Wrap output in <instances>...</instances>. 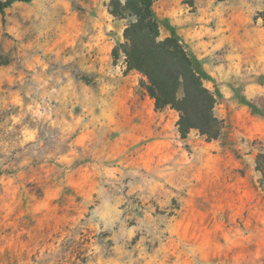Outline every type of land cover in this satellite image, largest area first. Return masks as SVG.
<instances>
[{"label":"rangeland","instance_id":"rangeland-1","mask_svg":"<svg viewBox=\"0 0 264 264\" xmlns=\"http://www.w3.org/2000/svg\"><path fill=\"white\" fill-rule=\"evenodd\" d=\"M109 2L0 13V264H264V0L153 5L215 96L213 141L155 109Z\"/></svg>","mask_w":264,"mask_h":264},{"label":"trees","instance_id":"trees-1","mask_svg":"<svg viewBox=\"0 0 264 264\" xmlns=\"http://www.w3.org/2000/svg\"><path fill=\"white\" fill-rule=\"evenodd\" d=\"M0 0V13L16 2ZM157 0H110L108 12L115 18H133L123 32L121 45L128 70L140 73L146 80L148 96L156 110L166 107L178 113L177 127L182 138L191 131L207 141L218 139L223 123L214 115L216 99L203 84V74L177 39L160 38L159 23L153 11ZM116 58V56H114ZM8 59L0 50V66ZM260 174L259 187L264 192V154L255 159Z\"/></svg>","mask_w":264,"mask_h":264}]
</instances>
